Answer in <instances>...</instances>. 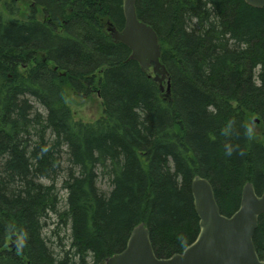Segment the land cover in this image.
Returning a JSON list of instances; mask_svg holds the SVG:
<instances>
[{
    "label": "trees",
    "instance_id": "16d2710c",
    "mask_svg": "<svg viewBox=\"0 0 264 264\" xmlns=\"http://www.w3.org/2000/svg\"><path fill=\"white\" fill-rule=\"evenodd\" d=\"M137 15L169 91L108 32L124 27L123 0H0V264H105L140 224L169 258L199 233L195 177L227 217L247 183L262 195L264 9L138 0ZM69 91L97 94L102 115L77 120ZM52 217L67 232L59 251ZM254 243L264 260V214Z\"/></svg>",
    "mask_w": 264,
    "mask_h": 264
},
{
    "label": "water",
    "instance_id": "95a60500",
    "mask_svg": "<svg viewBox=\"0 0 264 264\" xmlns=\"http://www.w3.org/2000/svg\"><path fill=\"white\" fill-rule=\"evenodd\" d=\"M138 0H123L125 24L120 31L111 22L108 32L115 42L131 50L130 59L139 63L143 72L152 69L153 80L161 91L170 90V76L162 63L159 38L152 26L137 15ZM253 8L264 9V0H245ZM195 212L199 218V233L182 253L158 258L151 234L144 224L131 233L126 248L106 259L105 264H264L254 243L259 218L264 214V191L261 196L247 183L242 191L239 209L230 217L221 213L212 184L195 177L191 185Z\"/></svg>",
    "mask_w": 264,
    "mask_h": 264
},
{
    "label": "rangeland",
    "instance_id": "374dc122",
    "mask_svg": "<svg viewBox=\"0 0 264 264\" xmlns=\"http://www.w3.org/2000/svg\"><path fill=\"white\" fill-rule=\"evenodd\" d=\"M68 99L70 107L74 111L77 120L92 122L102 115L103 106L101 99L97 94H92V96L84 98L69 91ZM255 123L258 124L257 122ZM99 186L105 191L110 189L107 181L103 179H100ZM57 187L60 188V194L62 196L61 208L64 209L66 192L62 189L61 182L58 183ZM65 230L66 228L63 227V223L58 217H52V219L48 221V228H46L44 235L50 237L51 247L55 251H59L58 249L60 248V245L66 242L67 232H65Z\"/></svg>",
    "mask_w": 264,
    "mask_h": 264
}]
</instances>
